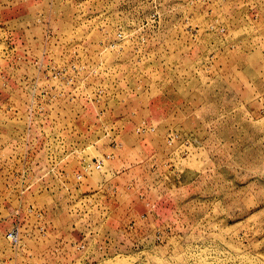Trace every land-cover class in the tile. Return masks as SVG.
Instances as JSON below:
<instances>
[{"label": "rangeland", "instance_id": "rangeland-1", "mask_svg": "<svg viewBox=\"0 0 264 264\" xmlns=\"http://www.w3.org/2000/svg\"><path fill=\"white\" fill-rule=\"evenodd\" d=\"M119 261L264 264V0H0V264Z\"/></svg>", "mask_w": 264, "mask_h": 264}, {"label": "built area", "instance_id": "built-area-1", "mask_svg": "<svg viewBox=\"0 0 264 264\" xmlns=\"http://www.w3.org/2000/svg\"><path fill=\"white\" fill-rule=\"evenodd\" d=\"M106 158H95L92 162H85L82 164V168L80 172L78 173L77 177L78 179L82 178L86 174L91 173L92 171H100L103 169L105 165ZM9 237H14L12 233H10ZM81 248H85V244L81 245Z\"/></svg>", "mask_w": 264, "mask_h": 264}, {"label": "bare ground", "instance_id": "bare-ground-1", "mask_svg": "<svg viewBox=\"0 0 264 264\" xmlns=\"http://www.w3.org/2000/svg\"><path fill=\"white\" fill-rule=\"evenodd\" d=\"M118 263L120 264V263H122V262L119 261V262H117V264H118ZM115 264H116V263H115Z\"/></svg>", "mask_w": 264, "mask_h": 264}]
</instances>
